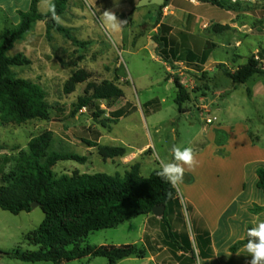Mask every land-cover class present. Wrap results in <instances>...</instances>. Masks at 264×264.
<instances>
[{"label":"rangeland","instance_id":"374dc122","mask_svg":"<svg viewBox=\"0 0 264 264\" xmlns=\"http://www.w3.org/2000/svg\"><path fill=\"white\" fill-rule=\"evenodd\" d=\"M97 1L71 0L70 8L61 17V24L74 28L72 36L86 45L70 44L60 34H47L40 28L34 30V44L25 40L9 53L11 58L20 56L30 61L27 66L14 67L13 73L17 79L41 86L50 119L3 125L0 115V185L2 179L18 173L28 162L31 140L51 133L52 150L88 157L86 164L59 162L53 170L54 180L77 174L123 175L137 161L142 164V176L147 178L161 168V160L172 162L173 145L191 147L195 154L209 147L203 161L196 157L199 163L195 169L186 167L193 171L189 175L192 180L182 181L178 192L195 179L219 189L228 184L236 187L243 180L248 198L257 189L256 170L264 168V76L256 75L244 85H235L226 72H235L251 56H256L264 69V0H219L221 7L181 0L175 11L184 12L167 14L163 23L170 3L161 17L157 13L164 0H101L119 8L124 3L133 6L130 14L117 15L128 21L119 36L98 23ZM15 2L23 10L29 8V0ZM9 3L1 2L0 21L5 16L3 5ZM48 5L49 0H43L40 13H47ZM77 10L84 18H72ZM5 25L13 29L12 21ZM3 32L0 30V44ZM79 71L86 73V81L76 85L74 92L66 93L68 81ZM175 76L190 95L182 112L175 103ZM104 81L115 83L124 97L94 101L79 110V100L92 94L90 86ZM121 109L126 114L117 123L109 122L113 121V113ZM84 140L129 152H138L147 144L149 148L135 160L127 157L121 164L119 159H104L98 147L89 148ZM226 143L225 149L219 148ZM172 206L167 219L176 238L161 220L152 216L148 222L147 216H140L117 228L93 232L82 245L137 244L147 252L144 259L132 256L117 264H189L191 253L181 248L190 250L184 242L188 237L196 256L193 262L197 264L201 241L190 204L181 199L179 206ZM44 220L40 207L19 215L0 210V252L5 254L0 255V264H30L7 253L15 249L35 251L26 236ZM64 264L109 262L96 258Z\"/></svg>","mask_w":264,"mask_h":264},{"label":"trees","instance_id":"16d2710c","mask_svg":"<svg viewBox=\"0 0 264 264\" xmlns=\"http://www.w3.org/2000/svg\"><path fill=\"white\" fill-rule=\"evenodd\" d=\"M40 1L31 0L29 11L20 13V23L4 33L0 44V115L3 125L50 119V108L41 86L28 80L17 79L12 71L14 67L29 65L30 61L20 56L13 58L7 56L14 44L30 32L33 24L43 21L46 24L47 34L55 31L76 45L87 44L80 43L74 38L71 29L54 23L50 12L45 15L40 14L38 10ZM69 1L54 0L59 16L67 11ZM170 1L164 0L158 7V17L162 16V11L168 7ZM199 1L221 7L219 0ZM157 22L159 23V20ZM226 75L233 84L244 85L256 75L264 76V69L256 56H251L246 64L235 72H226ZM86 79L87 75L83 71L73 74L65 87L66 93L74 92L75 86L84 83ZM172 79L177 92L175 103L182 112V106L190 100V95L178 76ZM90 91H92L91 95L79 100L77 107L79 110L89 107L94 101H111L124 97L123 90L109 81L91 85ZM125 114V109L116 111L113 113V121L109 120V122L117 123ZM52 140L51 133L32 139L29 143L28 162L18 173H12L2 179L0 210L19 215L23 212H31L32 204L38 203L45 214V220L39 228L26 236V241L36 250L15 249L7 255L30 264H64L96 258H105L109 264H117L132 256L146 258V250L137 244L86 247L82 244L93 232L114 229L128 220L148 216L156 206L162 205L166 206V211L160 220L171 231L167 219L168 208L170 205H180L177 188H173L159 176L161 168L154 170L149 177H143L141 163H135L123 175L77 174L54 180L53 170L59 162L73 161L86 164L88 157L54 151L51 149ZM84 142L89 148L98 147L104 159L114 160L126 154V150L122 147L100 146L86 140ZM256 174L257 186L264 194V168L259 167ZM191 180L187 177L185 182ZM173 210L172 206L171 213ZM252 211L261 213L264 207L256 206ZM170 235L176 238V234L172 231ZM207 237L210 242L208 235ZM184 242L190 250L181 248L186 254H193L189 257L190 262H193L195 253L191 249L189 238L185 237ZM246 243L247 240L240 241L232 246L230 251L235 253Z\"/></svg>","mask_w":264,"mask_h":264},{"label":"crops","instance_id":"0c3cea01","mask_svg":"<svg viewBox=\"0 0 264 264\" xmlns=\"http://www.w3.org/2000/svg\"><path fill=\"white\" fill-rule=\"evenodd\" d=\"M2 1L3 0H0V4ZM8 1L10 2L8 6L3 5L4 7L3 13L5 16L0 21V30L4 31L1 34L2 38L4 33L7 30H9L7 28L8 26H6L5 24H8L9 21H12V25L14 29L21 21L20 13L29 11L31 6V0H29V4H28L29 8H27L26 10H23L22 8H20V6H16L15 0H8ZM42 1L43 0L39 2L38 10ZM51 1L52 3H54V0ZM178 1L180 2L181 0L170 1V5L166 11L167 13H164V17L161 23H163L164 19H166L167 14L169 13L175 14V12L176 13L177 12L180 13V11L184 12L183 10L175 11L177 8L176 3ZM183 4L186 3L183 2ZM123 5H124L123 8H119L118 6H116V4L110 5L107 4V2H101V0L97 1V7L99 8L100 14L105 9H111L116 13V15L130 14L132 12L133 6L126 5V3H124ZM70 6H71V0L69 1L67 11L70 8ZM67 11L63 15H65ZM47 13H40V14L45 15ZM63 15H61L60 17H62ZM16 16L19 18L18 21H16ZM71 16L72 18H84L79 10L73 12ZM40 28L45 29L47 33L45 22L38 21L35 24H33L30 32L27 33L22 40L14 44V47H16L19 43L25 40L32 41V43L34 44V40L35 41L37 40L34 37L35 36L34 30ZM68 29H74V28H68ZM76 29H80V28H76ZM53 34L54 36L55 35L57 36V32L53 31ZM117 35L119 36L118 32ZM65 40H67L70 44H74L72 41L68 39ZM88 40L94 41L93 38H91V36H88ZM14 47L12 48V50L14 49ZM12 50H10L7 53L8 57H9V53ZM225 147H227V143L221 144L219 148L225 149ZM148 148H149V144L145 145L138 152L135 151L129 152L126 148H124L126 150L125 156L116 158L114 160L119 159L121 161V164H124L125 162L124 160H126L127 157H131L133 160H135L138 154H142L143 151H145ZM208 148L206 147L201 152L196 153V157H199L198 159L200 161L201 160L203 161V156L205 157V154L208 152V150H210V148L209 149ZM135 163H140V162L138 161L134 162L130 165V167ZM261 163L264 164V161H261ZM185 173L187 174V177H189L190 174L193 175V171L190 172L186 170ZM256 188L257 189H254L250 193V196L247 198L246 184L243 182V180H241V182L238 183L236 187L232 184H228L222 186L220 189L217 188L214 184L205 183V182L200 183L196 179L193 180L192 183L190 184L182 185L181 187L182 190L178 192L179 200L184 199L188 201L190 204L192 215L196 223L198 237L201 241L200 244L198 245L199 246L198 258L202 262L205 261L211 264H248V262L251 260V256L247 255L244 247L240 248L235 253L231 252L230 249L236 243L247 240L246 239L247 229L254 227L257 221L264 220V211L261 213H254L252 211L256 206L264 207V194L258 188V186ZM152 216L154 218H157L153 214H150L147 216L148 222L152 220L153 218ZM160 219L161 218H157L156 220H160ZM201 224H204V226ZM207 235L209 236L210 242H208ZM142 243H144V240H142ZM192 256L193 254L191 253V257ZM150 260H154V258L150 256ZM189 264L192 263L190 262ZM193 264L195 263L193 262Z\"/></svg>","mask_w":264,"mask_h":264},{"label":"clouds","instance_id":"9594fccd","mask_svg":"<svg viewBox=\"0 0 264 264\" xmlns=\"http://www.w3.org/2000/svg\"><path fill=\"white\" fill-rule=\"evenodd\" d=\"M48 11L51 14V19L56 24H61V17L56 12V6L49 0ZM95 15V12H93ZM101 27L109 33L119 32L123 26L128 23L127 19H120L111 9H105L97 19ZM171 152L173 155L172 162L160 161L161 170L159 176L168 182L173 188L182 183L186 167L195 169L198 166L196 154L191 147L181 149L175 145L172 146ZM171 195V194H169ZM247 243L244 245L247 255L251 256L248 264H264V220H259L255 226L246 231ZM239 255V254H237ZM197 264H205V261L197 259Z\"/></svg>","mask_w":264,"mask_h":264},{"label":"water","instance_id":"95a60500","mask_svg":"<svg viewBox=\"0 0 264 264\" xmlns=\"http://www.w3.org/2000/svg\"><path fill=\"white\" fill-rule=\"evenodd\" d=\"M187 178V174L184 173V176L182 177L183 181H185ZM40 204L38 203H33L32 204V210L39 208ZM166 211V206L162 205V206H156L153 210H152V214L157 217V218H162L165 214ZM0 255H5L4 253L0 252Z\"/></svg>","mask_w":264,"mask_h":264},{"label":"built area","instance_id":"2783aa9c","mask_svg":"<svg viewBox=\"0 0 264 264\" xmlns=\"http://www.w3.org/2000/svg\"><path fill=\"white\" fill-rule=\"evenodd\" d=\"M234 1H236V0H234ZM249 1H252V0H249ZM208 123H211V120H208Z\"/></svg>","mask_w":264,"mask_h":264}]
</instances>
